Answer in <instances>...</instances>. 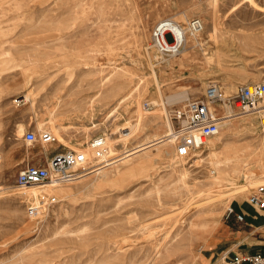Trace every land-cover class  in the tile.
<instances>
[{"label":"rangeland","instance_id":"rangeland-1","mask_svg":"<svg viewBox=\"0 0 264 264\" xmlns=\"http://www.w3.org/2000/svg\"><path fill=\"white\" fill-rule=\"evenodd\" d=\"M193 17L205 23L199 40L187 32L191 49L163 61L153 44L157 23L174 18L186 25ZM167 39L173 41L171 33ZM258 80L264 11L249 0H0V264H211L236 231L255 230L246 234L250 241L264 234L243 211L253 209L248 195L264 184H250L243 173L252 165L264 170L255 114L231 106L239 114L234 129L224 124L212 138L217 167L207 147L197 163L199 150L179 157L176 139L153 144L167 121L174 125L169 114L185 96H202L212 81L230 96ZM46 113L44 131L56 134L49 143L38 127ZM146 116L152 123L135 127L125 145L124 126L147 123ZM28 129L38 133L36 141L25 139ZM104 134L109 160L88 154L89 170H76L50 191L54 204L42 207L18 188L27 162L74 145L86 150ZM128 149L133 154L124 159ZM236 187L244 189L238 200ZM32 205L42 211L30 215ZM229 206L245 221L228 219Z\"/></svg>","mask_w":264,"mask_h":264},{"label":"built area","instance_id":"built-area-1","mask_svg":"<svg viewBox=\"0 0 264 264\" xmlns=\"http://www.w3.org/2000/svg\"><path fill=\"white\" fill-rule=\"evenodd\" d=\"M185 29L197 37L205 28L200 17L190 18L186 25L174 22L171 18L160 20L153 30V44L165 56L178 55L184 45L183 35ZM171 33L173 41L167 39ZM235 104L241 113L255 114L260 120V133L264 142V80H258L238 86L234 95L224 94L218 82H210L200 97H188L185 102L170 112V120L174 123L173 136L176 139V152L181 157L194 155L198 150L207 147L209 140L217 136L222 130L220 112ZM151 108L150 103L145 104ZM38 133L28 129L25 134L27 141H36ZM43 142L53 141L49 132L40 135ZM93 158L101 159L108 153L109 145L105 135H96L90 141ZM84 150L68 148L65 151L53 154L45 164L26 163L18 172L16 183L20 186L43 184L58 180L66 182L73 179L78 169H90V158ZM99 169V165H95ZM248 202L259 210H264V184H259L248 195ZM57 197L53 196L49 202L54 204ZM37 207L31 206L30 215L37 214ZM235 216L238 221H245V214L235 207L229 206L226 217ZM211 264H264V249L257 251H224L217 260Z\"/></svg>","mask_w":264,"mask_h":264},{"label":"bare ground","instance_id":"bare-ground-1","mask_svg":"<svg viewBox=\"0 0 264 264\" xmlns=\"http://www.w3.org/2000/svg\"><path fill=\"white\" fill-rule=\"evenodd\" d=\"M258 1V0H257ZM249 2H250V4H252V5H254L256 8H259L260 10H262V11H264V6L263 5H260V3L258 4L257 2H256V0H249ZM171 20H173L174 22H177L174 18H171ZM178 23V22H177ZM184 30H185V35H183V40L185 41L184 42V45H183V47L181 48V51L178 53V55L179 54H184L185 52H188L189 51V48L191 49V47L193 46V44L191 45V44H189V42H190V38H189V35L187 34V30L185 29V27H184ZM196 39H197V41L199 40L198 39V36L196 37ZM153 46V45H152ZM151 48V47H150ZM158 52H160L158 49H156ZM190 53V52H189ZM188 54V53H187ZM190 55V54H189ZM160 56L162 57H160L163 61H166L168 58H171V57H173V56H176V55H171L170 57L168 56H165V55H163L161 52H160ZM185 56H186V54H185ZM232 84V83H231ZM31 94H33V93H31ZM31 94L29 93V91H28V93L26 94V99H30L31 98ZM186 97V99L188 98V97H190V96H185ZM152 103H154L155 105H162L163 106V102L161 101V100H157V99H153V101H152ZM154 105V106H155ZM139 111L141 112V113H144V110H143V107H139ZM236 112V111H235ZM239 114L238 113H234V110H233V108L232 107H228L227 108V113H225V115H223V116H221V122H222V126H224V124H225V128H227L228 130H232V129H234V123H233V119L234 118H236L237 116H238ZM146 117H148L147 119H148V122L146 123L145 121H143V119L140 121V122H138L137 124H135V125H125L124 127L125 128H128V132H127V134H124L125 135V138L124 139H122L123 140V142L125 143V145H127L128 144V141L129 140H126V136H128V135H130L132 132H133V130H134V128L135 127H138V126H144V124L143 123H145L146 125H148V124H150V122L152 121V119H150V116H146ZM146 117H145V120H146ZM51 119V115L50 114H48V113H46V115H44L43 116V118L41 119V121L38 123V127H39V129L40 130H43L42 131V134L45 132L44 130V126L47 124V122L49 121ZM256 119H257V116H256ZM235 120V119H234ZM143 121V122H142ZM248 121H252V120H248ZM264 121V120H263ZM127 122H130L128 119L126 120V123ZM239 122V121H238ZM152 123V122H151ZM159 124V123H158ZM154 125V124H153ZM166 127H167V129H166V132H165V135L164 136H162V137H160V139L158 138V140H156L155 141V143H153V144H157L158 142L159 143H173L174 142V140H175V138H173L174 136H173V131H174V129H173V125H172V123L171 122H169V121H167L166 122ZM123 127V128H124ZM237 127H238V125H237ZM223 128V127H222ZM17 130H18V133L20 134V136H22L23 135V133H24V131H25V126L24 125H20V126H18V128H17ZM222 131V130H221ZM226 131V130H225ZM221 133V132H220ZM219 133V134H220ZM164 134V133H163ZM218 134V135H219ZM105 135V134H104ZM158 135H160V134H158ZM217 135V136H218ZM52 137H53V141H56V134L55 133H53V135H51ZM156 136V135H155ZM105 137H106V140H107V142H109L110 141V139L105 135ZM214 138V137H213ZM157 139V138H156ZM148 142V141H147ZM112 143V142H111ZM150 143V142H149ZM113 144H114V146H115V143L113 142ZM151 144H152V142H151ZM74 145V144H73ZM54 146V145H53ZM68 146V145H67ZM57 147V146H56ZM77 146L76 145H74V146H72L71 147V149H75V150H78L77 148H76ZM70 148V147H69ZM207 149H209V152H208V157H210L211 158V160H210V162H211V164L213 165V166H215V167H217V166H219L222 162H220L219 160H218V156H219V153H218V151H217V149H216V146H215V142L212 140V138L209 140V142H208V144H207ZM84 151H86L88 154H92L93 153V151H92V147L89 145L88 146V148L86 149V150H84ZM131 151H132V149H131ZM130 151V149H128V150H126L125 151V156L123 155V158L124 159H126V158H129L133 153ZM87 154V155H88ZM176 154H177V152H176ZM204 154H205V151H204V149H201V150H199L196 154H195V161L197 162V163H201V161L202 160H204ZM108 155V153H106V155L104 156V157H102V160L104 161V162H107V160H109V156H107ZM178 155V154H177ZM261 155H263V154H261ZM179 156V155H178ZM179 157H181V156H179ZM194 157V156H193ZM264 157V156H263ZM121 159V158H120ZM123 159V160H124ZM262 159V158H261ZM122 160V161H123ZM227 160H230V158H228ZM126 161V160H125ZM124 161V162H125ZM258 161H260V160H258ZM257 161V162H258ZM118 162V161H117ZM256 162V163H257ZM262 161H260V163H261ZM0 163H1V161H0ZM109 163H111V161L110 162H108V163H105V166H106V164H109ZM116 163V162H115ZM123 163V162H122ZM252 164V163H251ZM257 165V164H256ZM260 165L261 164H259L258 166L260 167ZM104 167V166H103ZM106 168V167H105ZM185 170H186V168H184ZM216 169V168H215ZM261 169V168H260ZM260 169H258V167L256 168V166H254V165H252V166H249V167H247V168H245V170H243V173L245 174V177H246V179H247V181H249V183L250 184H258V183H264V170L262 171V170H260ZM238 171V170H237ZM223 172V171H222ZM79 173V172H78ZM76 174V173H75ZM81 174H83V173H81ZM84 174H85V172H84ZM213 174H216V170H214V172H213ZM82 176V175H81ZM80 177V176H79ZM57 183H58V180H53V181H48V182H46V183H43V184H34V185H30V186H18V188H22V192L26 195V197L27 198H29L30 200L32 199V198H34V199H38L37 200V202H40V201H43L42 202V207H44L43 206V203H45L44 205H47V203H49L50 202V200H51V198L53 197V196H51V197H48V194L49 195H51V193H50V191H52L53 190V192H58V188L56 189V187H57ZM16 187H17V185H16ZM21 190V189H20ZM16 191V190H15ZM72 191V190H71ZM243 191H244V189L243 188H238V187H236V189L234 190V192H233V196H235V198H237V200H238V198L241 196V194L243 193ZM64 194H66L65 192L66 191H62ZM68 192V191H67ZM70 192V191H69ZM35 207H37V209H38V211H37V214L38 213H40L41 211H42V209H41V207L40 206H35ZM47 208V207H46ZM254 208V207H253ZM209 209L210 210H213L214 209V206H211V207H209ZM254 210H255V208H254ZM256 211V210H255ZM260 212L259 211H256L255 212V217H254V219H257V218H261L260 220L261 221H263V219H262V217H260ZM36 215V214H35ZM257 221V220H256Z\"/></svg>","mask_w":264,"mask_h":264},{"label":"crops","instance_id":"crops-1","mask_svg":"<svg viewBox=\"0 0 264 264\" xmlns=\"http://www.w3.org/2000/svg\"><path fill=\"white\" fill-rule=\"evenodd\" d=\"M27 163H31V162L29 161ZM32 163L45 164L46 161L40 157L39 158L37 157L35 159V161ZM243 211L247 214V216L249 218L254 219V217H255L254 215L256 212L254 210V208L253 209L252 208H245V209H243ZM260 213H261L260 217H262L263 221L260 220L261 218L254 219V221H255V224H259V225L262 224L264 226V213L263 212H260ZM246 222H249L248 218L246 219ZM242 232L241 231L235 232V237L232 238L233 241L231 240V242H233V243L228 244L229 246L225 245L226 247L222 248V250L219 252V255L215 258V260H217L219 258V256L222 254V252H224V251L239 252V251H257L260 249H264V234H259L258 236H255V240L253 239L250 241V240H247V238H252V237H250L246 234L250 233V235H252L255 232V230L244 231L245 233H242ZM237 236H238V238L236 239ZM227 243H228V241H227ZM231 246H234V247H231Z\"/></svg>","mask_w":264,"mask_h":264}]
</instances>
